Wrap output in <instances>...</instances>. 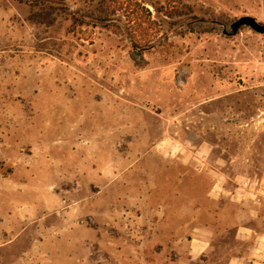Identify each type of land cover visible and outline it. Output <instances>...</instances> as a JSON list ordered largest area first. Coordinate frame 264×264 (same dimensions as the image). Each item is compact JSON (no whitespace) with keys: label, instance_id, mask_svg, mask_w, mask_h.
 Returning a JSON list of instances; mask_svg holds the SVG:
<instances>
[{"label":"rangeland","instance_id":"obj_1","mask_svg":"<svg viewBox=\"0 0 264 264\" xmlns=\"http://www.w3.org/2000/svg\"><path fill=\"white\" fill-rule=\"evenodd\" d=\"M141 1L140 27L99 0H0V264H264V35L224 33L264 0ZM83 158L124 163L121 227L106 194L54 185ZM169 229L210 245L164 248Z\"/></svg>","mask_w":264,"mask_h":264},{"label":"crops","instance_id":"obj_2","mask_svg":"<svg viewBox=\"0 0 264 264\" xmlns=\"http://www.w3.org/2000/svg\"><path fill=\"white\" fill-rule=\"evenodd\" d=\"M85 150L84 149H76L74 146L72 147V150H70L71 154H76L78 157L79 154L83 155V152ZM81 158V157H80ZM87 160L86 159H81L79 162V164L76 162L74 163V165L65 168L64 172L60 175V179L59 181L54 184L60 187L63 186H68V185H72L74 182H77V185L79 186H86L89 187V193H87V196H85V198H90V197H96L102 193L106 194V196H108V200L109 203L107 210H108V219H105L106 222L109 223H113L115 225H117V227H121L123 224L126 223V218L128 216H126V191H125V185H126V180H125V165L124 163L120 164L119 161L116 165H112L111 167H109L108 169H106L105 167H103V164L98 167H96V165H93L91 163H85ZM114 161V160H113ZM101 161L98 160L97 163H100ZM134 183V182H133ZM52 185V184H51ZM66 191H69V189L65 188ZM58 195V194H57ZM60 196V194H59ZM68 197V196H67ZM140 193L137 194V196L135 197L136 199L138 198L137 201H139L140 199H143V197ZM61 199H63L61 197ZM42 203V205H40L42 207V209H47V202L49 203V201L47 200V198H41L39 199V203ZM45 211V210H44ZM19 214H24V212H21ZM18 214V216H19ZM71 212L69 213V218L70 221L67 222L69 225L64 226L66 227L65 230L63 231V233L65 234H69V235H74V237H70L71 243L69 244H77V243H82V244H87V239H80L78 237V233L80 229H84V225H78L77 221L75 218H72L71 216ZM66 217V216H65ZM64 217V218H65ZM17 218V217H16ZM129 218V217H128ZM188 225V222H187ZM78 226L80 228H78ZM182 226H184V221L182 222ZM88 228V227H86ZM88 230V229H87ZM92 228L90 230H88L86 232V234L89 232L91 233ZM242 230V232H250L253 231V229H251L250 226H246V225H239V231ZM85 231V230H83ZM177 231V230H176ZM169 239L167 240V242L162 246L164 248H173L176 244V248H178V245H183L186 244L188 247L192 248V252L195 254H199L201 252H203L206 247H208L210 245V238L207 236H202V235H196L192 240H189V238H187V240H183V239H178L175 238V240L173 239V236H176L177 233H175L174 229H169ZM87 236V235H86ZM158 236V235H157ZM69 238V240H70ZM88 238V237H87ZM156 239V241H155ZM158 241L157 237L155 236V238L153 239V243H156ZM146 241H143L142 243L139 242V246L140 244H146ZM144 246V245H141ZM72 247V246H71ZM74 247V246H73ZM70 250V249H68ZM71 251V250H70ZM64 255V258L68 259L69 262H73L74 264L77 262L79 264V260L80 257H78L77 255H75V257H73L72 252H68V253H63L61 256ZM148 264H155V262L153 261V259L146 257L145 258ZM233 262H237V264H239V262H241L240 260H246L247 258L245 257H241V256H234L233 258ZM46 261H48V264L50 263V260L46 259ZM79 261V262H78ZM145 263V261H144ZM255 263V261H254ZM236 264V263H235Z\"/></svg>","mask_w":264,"mask_h":264},{"label":"trees","instance_id":"obj_3","mask_svg":"<svg viewBox=\"0 0 264 264\" xmlns=\"http://www.w3.org/2000/svg\"><path fill=\"white\" fill-rule=\"evenodd\" d=\"M99 2L101 4H104L105 2L108 3V7H112L111 10L114 13L118 10L127 11L129 19L138 22V26L140 27L142 26L143 22L146 21L145 12L148 11V9L143 5V2L141 0H99ZM108 7L107 5L103 6V13L106 12L108 14ZM72 15L76 16L75 14ZM103 18L105 19V17H101L100 19ZM147 21L150 20L147 19Z\"/></svg>","mask_w":264,"mask_h":264},{"label":"water","instance_id":"obj_4","mask_svg":"<svg viewBox=\"0 0 264 264\" xmlns=\"http://www.w3.org/2000/svg\"><path fill=\"white\" fill-rule=\"evenodd\" d=\"M243 26L250 27L259 34L264 35V23L253 15H242L236 18L230 25L231 31L224 29L225 34H236Z\"/></svg>","mask_w":264,"mask_h":264}]
</instances>
